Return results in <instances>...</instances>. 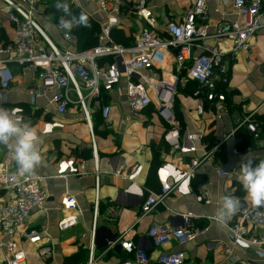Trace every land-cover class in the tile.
<instances>
[{"label":"crops","instance_id":"crops-1","mask_svg":"<svg viewBox=\"0 0 264 264\" xmlns=\"http://www.w3.org/2000/svg\"><path fill=\"white\" fill-rule=\"evenodd\" d=\"M70 1L98 25L100 32L105 17L98 12L94 0ZM122 1L127 8L122 10L118 26L111 31L110 38L114 44L130 47L133 45L134 35L144 23L133 15L136 0ZM193 2L194 0H152L150 8L155 19V32L165 38L167 23L181 22ZM206 2L210 26L232 20L230 10L223 6L220 0ZM1 10L0 2V12ZM39 22L52 40L62 47L63 42L56 32L57 23L53 18L45 15ZM13 34L12 26L6 21L3 22L1 39L9 41ZM98 34L95 35L96 42L93 47L98 44ZM251 42L252 47L248 52L229 53L223 57L222 64L227 71L226 82H220L217 87L225 86L224 93H221L225 96L224 102L219 105L218 102L205 101L201 115L196 113L197 103L193 97L195 90L187 89L189 84L194 83L186 80L185 70L178 71L172 54L167 53L161 70L146 73L149 78L157 80L178 76L172 110L181 143L185 140L180 151L170 154L164 143V133L175 127L165 123L158 116L156 96L150 88L152 102L137 116L131 113L124 96V78H121L116 90L102 95L103 102L110 106L108 121L102 120L98 111H93L92 114L99 171L97 199L90 135L80 110L70 106L67 113L57 115L54 107L49 104L50 94L37 96L35 99L30 95V91L39 87L38 79L28 70L11 65L15 79L8 89H0V107L10 111L21 108L22 123L30 122L37 127L42 137V163L33 172L43 179L47 192V200L42 209L33 211L26 222L29 230L38 232L39 241L35 244L19 242L26 252V264H84L88 259L90 231L94 223L95 257L100 264H119L123 258L128 259L115 245L119 237L137 241L146 235L153 224L178 227L181 224V215L185 214L193 215V226L197 230L195 239L185 246L170 242L164 247L149 249V264H155L156 258L161 254L178 251L186 254L185 264H264L257 260L254 255L255 248L250 245H231L226 228L236 220L243 206L251 205L246 199V193L239 192L238 185H242L236 177L240 175V165L248 158H252L253 166L264 160V148L260 147L243 127H239L243 118L253 115L260 129V137L262 135L261 138H264V124L257 120L258 117L264 116V23ZM221 48L227 50L230 45L228 42L223 43ZM77 49L79 50V43ZM197 53L195 51V54ZM108 60L105 58L102 63L105 64ZM223 111L226 115L219 127L220 135L216 136L214 118ZM51 121L61 122L63 128L43 135V124ZM231 133L233 135L229 137ZM198 136L200 142L192 147L189 140L192 141ZM220 137L227 139L198 168L192 179L189 194L171 193L153 211L143 214L141 202L148 191L158 192L160 189L157 176L160 184H164L166 171L161 168L156 176V170L164 162L184 167L191 159H202L204 153H210L219 143ZM152 146L159 151L157 159L160 164L157 166L152 165ZM193 148L195 150L192 152ZM234 149L240 152L238 157L233 155ZM72 162H84L87 174H71ZM0 163H16L11 151H6L1 145ZM219 169H235V172L232 178L220 179L216 176V170ZM116 172L119 176L115 175ZM207 182L210 202L198 203V188ZM221 194L231 195L241 201L238 212L222 227L218 225L215 215L217 198ZM64 196L76 199L75 212L62 209L60 201ZM9 198V193L0 189V203L6 204ZM95 200L98 202L96 218ZM73 215H78V223L60 231L57 226L59 220ZM257 232V229L248 228L249 235H256ZM40 247L50 249L51 257L40 258L36 253ZM227 247L231 248L230 256L224 254Z\"/></svg>","mask_w":264,"mask_h":264},{"label":"built area","instance_id":"built-area-1","mask_svg":"<svg viewBox=\"0 0 264 264\" xmlns=\"http://www.w3.org/2000/svg\"><path fill=\"white\" fill-rule=\"evenodd\" d=\"M0 89L6 90L15 79L11 65L28 70L38 79L39 87L30 91L37 96L50 94L49 104L57 115L67 113L70 106L78 107L90 135L92 157L94 161V189L97 199L99 188V171L97 168V152L93 134L92 114L98 111L105 122L109 119L110 106L103 102V94L117 89L121 78L126 81L124 96L134 116L139 115L152 100L149 88L156 96L157 114L172 127L163 135L164 143L170 154L182 150L180 133L172 110L178 76L169 79L149 78L146 73L161 70L166 55L172 54L174 65L178 71H186V80L196 84L193 97L196 99V113L204 112V102H218L221 105L225 96L216 93L217 85L226 82V69L222 64L223 57L229 53L248 52L252 47V39L264 23V0H220L230 10L232 20L221 21L214 26L209 25V13L206 0H194L184 19L169 22L165 26V38L155 32V19L150 5L152 0H136L133 15L140 19L144 26L134 35L133 45L122 47L111 41V31L118 26L122 10L127 5L122 0H94L98 12L105 17L100 27L97 46L88 50H78V38L60 22L55 25L63 46L57 45L41 26L40 19L49 8L47 0H0ZM9 23L14 31L9 41L1 39L3 22ZM210 28V29H209ZM229 43L230 48L223 50L221 44ZM195 51L198 53L195 54ZM108 58L110 62L102 63ZM22 123L21 108L11 110ZM225 111L215 115V135L219 136V127L224 120ZM243 127L260 147L264 148V138L260 137L258 123L253 115L242 119L239 127ZM61 122L51 121L43 124L42 134L46 135L55 129H62ZM233 133L230 134L231 137ZM227 137H220L210 153H204L202 159H191L184 167L172 162H164L156 170V176L164 168V184L158 192L148 191L141 202L143 214H148L163 203L171 193L189 194L192 179L203 161L217 151ZM194 147L200 142V136L189 140ZM6 151L7 146L1 145ZM195 149H192V152ZM247 151H249L247 149ZM238 157L240 152L233 150ZM70 173L84 176L85 163L72 162ZM240 171V170H239ZM232 171L216 170L220 179L232 178ZM17 165L0 163V189L9 193V201L0 203V254L1 264H26V252L19 242L35 244L39 241L36 230H29L26 222L35 210H41L47 200V192L43 179L35 172L18 176ZM119 176V173H115ZM15 176V178H14ZM237 176V175H236ZM198 203L209 204V183L198 188ZM98 202L95 200L94 217L97 215ZM60 206L67 212L77 210V201L72 196H64ZM193 215H181L178 227L153 224L147 233L137 241L124 240L119 237L115 242L120 253L128 259L119 264H149V249L164 247L170 242L185 246L195 239L197 230L192 222ZM213 220H215L213 218ZM78 223V215L59 220L58 229L67 230ZM231 245L244 243L255 248L254 255L264 262V206L254 207L252 204L239 210L236 220L226 226ZM248 228L257 229V234L249 235ZM95 223L90 231L88 259L84 264H100L95 257L94 238ZM37 255L42 258L51 257L50 249L38 248ZM230 256L231 248L224 249ZM186 254L182 251L159 255L155 264H185Z\"/></svg>","mask_w":264,"mask_h":264},{"label":"clouds","instance_id":"clouds-1","mask_svg":"<svg viewBox=\"0 0 264 264\" xmlns=\"http://www.w3.org/2000/svg\"><path fill=\"white\" fill-rule=\"evenodd\" d=\"M55 7L65 14L59 21L65 29L89 26L88 16L84 12L79 16L73 15L67 0H57ZM41 143L42 137L36 126L30 122L20 123L10 110L0 107V145L7 146L13 154L17 165L16 175L30 174L42 163ZM239 170L240 175L236 178L246 192V199L254 207L264 206V160L253 166L252 158H248ZM217 205L215 215L218 225L222 227L238 212L241 201L221 194L217 198Z\"/></svg>","mask_w":264,"mask_h":264},{"label":"trees","instance_id":"trees-1","mask_svg":"<svg viewBox=\"0 0 264 264\" xmlns=\"http://www.w3.org/2000/svg\"><path fill=\"white\" fill-rule=\"evenodd\" d=\"M47 2H48V5H49V8L46 10V12H45L46 14L45 15L46 16H51L53 18V20L55 21V23H59L60 17L64 16L65 14L62 11H58L56 9L55 5L57 3V0H48ZM67 2L70 5V9H71V12H72L73 15L79 16V14L81 12H83L79 8L74 6L71 3L70 0H67ZM66 18H69V17H66ZM88 21H89V26L88 27L74 26L70 30V32L72 34L77 36L78 43H79V50H81V51L93 48V46L95 45V42H96L95 41V35H97L98 32H99L98 25L93 20H91L89 17H88ZM108 62H110V60H108ZM192 88H193V90L196 89V84L195 83L194 84H189V86L187 87V89H192ZM224 91H225V86L224 85L223 86L219 85L217 87L216 93H224ZM257 120L259 121V123L261 122L262 124H264V116L258 117ZM262 132H264V130H262ZM261 137H262V135H261ZM152 148H153V152H154L152 165L157 166V165L160 164L158 162V159H157V153H159V151H158V149H156L155 146L154 147L152 146ZM238 188H239V192L241 191V193L242 192L246 193L242 186L238 185ZM123 259H125V258H123Z\"/></svg>","mask_w":264,"mask_h":264},{"label":"rangeland","instance_id":"rangeland-1","mask_svg":"<svg viewBox=\"0 0 264 264\" xmlns=\"http://www.w3.org/2000/svg\"><path fill=\"white\" fill-rule=\"evenodd\" d=\"M151 132V131H150Z\"/></svg>","mask_w":264,"mask_h":264}]
</instances>
